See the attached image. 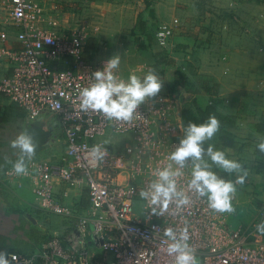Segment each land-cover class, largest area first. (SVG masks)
I'll use <instances>...</instances> for the list:
<instances>
[{
    "label": "built area",
    "instance_id": "2783aa9c",
    "mask_svg": "<svg viewBox=\"0 0 264 264\" xmlns=\"http://www.w3.org/2000/svg\"><path fill=\"white\" fill-rule=\"evenodd\" d=\"M3 6L20 47H9L7 32L0 31V61L11 71L0 79V94L26 118L54 114L64 135L62 162L31 157L26 160V175H17L12 162L2 174L7 188H21L29 181L39 206L65 219L73 218L74 212L57 197V185L65 186L62 197L72 189L85 190L89 207L77 228L85 232L92 226L103 251L113 258L111 264H174L175 254L167 251L171 243L164 234L167 228L178 236L187 232L199 264H264V238L256 228L264 218V205L253 225H233L232 213L211 209L206 197L188 188L190 160L176 177L177 190L186 192L188 204L177 206L170 201L164 208L139 196L156 178L155 170L170 162V153L184 135L171 95L159 92L127 121L109 120L99 111L81 109L80 90L94 82L92 74L107 61L82 57L88 41L85 27L72 20L73 29L60 33L51 14L62 17V13L54 1L4 0ZM177 28L176 19L160 24L156 44L166 48ZM113 72L126 79L121 70ZM107 131L130 135V140L124 145L100 140ZM97 144L105 154L93 164L90 150ZM154 207L158 212L162 208L163 214L153 213ZM6 254L11 264H93L86 250L66 248L58 237L50 239L39 254Z\"/></svg>",
    "mask_w": 264,
    "mask_h": 264
},
{
    "label": "crops",
    "instance_id": "0c3cea01",
    "mask_svg": "<svg viewBox=\"0 0 264 264\" xmlns=\"http://www.w3.org/2000/svg\"><path fill=\"white\" fill-rule=\"evenodd\" d=\"M33 1L39 3L56 2L62 13V17H60L58 13L51 14L54 16L56 29L62 34H68L73 29L74 24L72 23L71 15L64 12L61 4L57 0ZM175 1L177 0H162L161 2H155L154 7L156 12H158L157 7L160 6H167L168 9L171 7V9L174 10L176 7ZM3 4L4 0H0V31L7 32L8 38L6 44L13 49H18L20 44L15 40L14 29L8 25L7 13L4 10ZM188 6H190V2ZM151 15L154 14L152 13ZM173 15L175 14L172 13V16ZM156 16H158V14H156ZM65 19L69 21L66 22L67 20ZM165 19H168V16L162 18L160 22H164ZM66 29L67 31L65 32ZM190 34L191 33L185 35L176 30L170 39L171 45L167 48H160L157 44H153L152 42L147 43L149 48L143 45L145 49L149 50L151 48L153 53H155L153 68H147L144 65L139 67L143 69V71L146 68V72L144 71L140 74H136L134 69L119 68L126 78L130 74H136L142 78L149 69H155L160 77L164 74L163 72L161 74L158 69L160 71H165V69L172 65H176L174 63L175 61L169 62L167 59V51H169V53L178 52L175 56L179 54V51L185 53L184 55L188 57L190 55H195L196 47L194 43L193 45L191 44L192 37L188 36ZM222 34L224 35V33ZM246 50L248 51L245 52ZM252 52L253 51L251 49L249 50V48L239 49L237 47H232L230 52H227V57H230L225 62H220L218 65L216 64V66L208 65L207 62L202 63L199 67V73H206V75L210 76L213 75L211 74V72H213L215 78L212 76L211 80L210 77H207L206 81H201V84H199L197 80L195 82L191 79V75L189 76L185 73L188 76V78H186L184 74L185 84H179L182 81L179 80L180 82L174 86V91L170 89L169 93H171L168 94L171 95L173 93L177 96L180 110L188 107V111L195 113L196 108L203 110L210 104L215 106L217 114L223 121L231 124L223 127L221 126L222 128L218 130L219 135L216 139L212 137L213 143L216 144L217 149L224 150L227 156L229 155L230 159L237 160L239 163L243 161L242 150L247 148L248 145H251V148H248L252 154V165L254 169L253 173H250L249 169H245L247 171V176L244 183L254 180L255 176L258 181L257 187L262 186V189L264 188V172H258L256 167L258 162L261 161L259 155L260 150L257 145L264 139V133L257 131V124L264 120V112L257 114L253 109L259 108L262 103V99L257 96L254 89L256 88V79L264 77L262 71L264 67L259 68L261 66L250 64L242 66L240 63H237L239 62L237 61L239 56L243 53L249 56H255ZM260 64L263 66V63ZM161 66L164 68H160ZM192 67L193 65L190 66V70ZM226 71L228 75L224 74ZM10 72V67L6 62L0 61V79L9 75ZM176 76V74H174V76L172 75V79L175 77L176 80ZM208 79L212 85L208 82ZM172 83L173 87L174 82ZM16 108L14 103L0 94V252H14L20 255L30 256L39 254L50 239L58 237L66 248H75V251L81 249L86 250L93 264H111L113 258L103 251L101 243L94 234L92 226L88 225L85 232H81L77 228L79 219L85 214V211L89 207V201L85 190L72 189L69 191L67 197H62L65 186L61 183L57 185L55 188L57 197L63 205L74 212L73 218L65 219L61 216L49 213L39 206L30 189L29 181H25L23 187L16 189L7 188L2 182L3 172L7 166L15 162L20 155L19 149H15L11 146V141L15 139L16 135L22 129L24 130L26 116L20 110L24 116L22 118H16ZM180 110L179 112L181 113ZM42 114H44V116L47 115V113ZM49 115L50 114L47 116ZM47 121L49 122V117H47ZM57 133V140L50 143L46 149L41 151L44 152L42 157H38L40 152L35 156L36 158L57 163L62 162L64 155V135L61 127ZM232 140L234 143L231 144ZM252 165L249 166L251 167ZM250 177L253 179L250 180ZM248 206L247 209L251 211L261 210V206ZM233 225L236 224L233 223ZM240 225L243 224L240 223Z\"/></svg>",
    "mask_w": 264,
    "mask_h": 264
},
{
    "label": "rangeland",
    "instance_id": "374dc122",
    "mask_svg": "<svg viewBox=\"0 0 264 264\" xmlns=\"http://www.w3.org/2000/svg\"><path fill=\"white\" fill-rule=\"evenodd\" d=\"M57 1L61 4L64 12L71 15L74 22L77 20L79 24L85 27L88 34V41L82 50V57L85 60L96 61L101 58L108 60L118 54L120 55L119 67L124 69L130 68L129 70L134 69L136 74H140L146 70V68L144 71L140 69L141 65L153 68L155 61V53H153L151 48L149 50L145 48L141 49V45L149 48L147 44L149 39L150 42L156 44L154 36L158 26L162 23H170L176 19L178 21L177 32L185 35L191 33L188 36L192 37L191 44L193 45L194 43L196 53L188 57L180 51L176 56L175 54L178 52L169 53L167 51V59L169 62L175 61L176 65H172L165 69V71L158 69L161 74L162 72L164 74L160 76V79L163 81L160 92L163 93H169L173 84L172 82L177 81L178 84L179 80H182V83L180 82L179 84H185V73L189 76L191 75V79L195 82L197 80L199 84H201V81H206L207 77L211 79L215 74L211 72L213 75L209 76L206 73H199V67L202 63L207 62L208 65L212 66L225 62L230 57H227V52H230L232 47L239 49L249 48L255 55L249 56L243 53L239 56L238 60L236 59L239 61L237 63H240L242 66L250 64L261 66L259 68L264 67V0H177L175 1L176 7L174 10L171 7L168 9L167 6H160L157 7L158 12H156L154 5L155 2H161L162 0ZM189 2L190 6H188ZM152 13L154 15H151ZM172 13L175 15L172 16ZM165 16H168V19L160 22ZM170 45L171 42L168 46ZM260 63H263V66ZM189 65H193L191 70ZM119 67L118 69L120 70ZM160 68L163 69L164 67L161 66ZM262 71L264 73V70ZM174 74L177 75L176 80L175 77L172 79V75L174 76ZM224 74L228 75V72L226 71ZM186 78H188L187 75ZM256 80V88L254 90L257 96L262 99V103L259 108H254L253 110L257 114H261L264 112V77H259ZM208 82L212 85L209 79ZM172 96L176 103L175 114L178 116V124L180 125L179 100L175 94ZM48 117L55 131H58L60 124L57 117L54 114H50ZM218 135L219 131L214 134L213 138L216 139ZM100 140L112 141L116 145H124L130 140V135H113L108 132ZM213 142L212 138L206 140L204 142L205 149L209 144L217 149L216 144ZM232 143H234L233 140ZM250 146L248 145L249 148H251ZM248 147L242 150L243 161L240 164L243 165L244 170L249 169L250 173H253L252 154ZM43 153L41 152L38 157H42ZM227 157L229 158V155ZM205 158L207 159V157ZM209 162L211 163V161ZM249 165L252 166L250 167ZM212 170L226 179L233 180V182L240 175V173L236 172L227 173L215 165H213ZM251 179L253 178L250 177ZM257 184L258 181L255 176L254 180L243 184H236L237 190L232 200L235 211L230 215V222L232 224L253 225L260 218L261 210L251 211L247 209L248 205L261 206V208L264 205V188L261 189L262 186L257 187ZM258 233L264 238V233L259 231Z\"/></svg>",
    "mask_w": 264,
    "mask_h": 264
},
{
    "label": "clouds",
    "instance_id": "9594fccd",
    "mask_svg": "<svg viewBox=\"0 0 264 264\" xmlns=\"http://www.w3.org/2000/svg\"><path fill=\"white\" fill-rule=\"evenodd\" d=\"M120 55L109 58L102 70L95 71L92 76L94 82L80 90V107L83 110L101 112L109 120H131L139 106L160 92L163 81L155 69H150L142 78L130 74L127 79L113 72L118 69ZM179 127L184 135L179 140L175 150L169 155L170 162L166 167L155 170V179L150 182L147 189L141 190L139 196L147 199L154 206L167 207L170 201H175L177 206L189 203V196L183 190H177L176 177L182 175V169L191 161V178L188 188L194 190L199 197H206L208 206L218 212L232 213L235 211L232 200L236 193V184H243L247 171L234 159L227 157L224 150L216 149L209 144L204 147V142L210 140L220 128V121L215 115H210L205 122H189L186 126L181 122ZM11 146L19 149V157L13 167L17 175H26L28 172L26 160L35 154L37 145L32 135L26 130H21L11 141ZM264 152V139L257 145ZM105 149L101 145H94L90 150L92 163L103 159ZM207 157V159L205 158ZM211 161V163L209 162ZM213 165L227 173H242L235 182L226 179L213 171ZM152 212L163 214V209ZM257 231L264 233V221L256 225ZM165 236L171 243L168 253L174 255V264H199L195 248L188 244V234L182 231L179 236L172 228L165 229ZM0 264H11L7 254L0 252Z\"/></svg>",
    "mask_w": 264,
    "mask_h": 264
},
{
    "label": "trees",
    "instance_id": "16d2710c",
    "mask_svg": "<svg viewBox=\"0 0 264 264\" xmlns=\"http://www.w3.org/2000/svg\"><path fill=\"white\" fill-rule=\"evenodd\" d=\"M148 43H150V39H149ZM141 47H142L141 49H144L143 45H141ZM175 84H177V81L174 82L173 87H171V91H174ZM210 115H215L217 117V119L220 121V128L219 129H221L225 125L231 124V123H226L225 121H223V119L217 114L215 106L213 104L206 106V108L203 110L196 108L195 113L188 111V107L181 109V122L185 126L190 121L199 124V123L205 122ZM15 116H16V118H22L24 115L20 111L19 108H16L15 109ZM197 120H198V122H197ZM257 131L264 133V120H262L261 122H259L257 124ZM259 155L261 157V161L258 162L256 170L258 172H264V152L260 151ZM262 221H264V218L262 219ZM22 256H30V255H22Z\"/></svg>",
    "mask_w": 264,
    "mask_h": 264
},
{
    "label": "water",
    "instance_id": "95a60500",
    "mask_svg": "<svg viewBox=\"0 0 264 264\" xmlns=\"http://www.w3.org/2000/svg\"><path fill=\"white\" fill-rule=\"evenodd\" d=\"M47 115L40 114L36 118L25 119L24 130L32 135L34 143L37 145L35 154L32 157L37 156L58 138V133L55 131L52 123L47 121Z\"/></svg>",
    "mask_w": 264,
    "mask_h": 264
}]
</instances>
